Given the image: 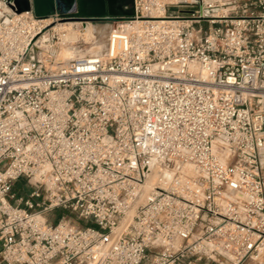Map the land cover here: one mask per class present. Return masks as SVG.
<instances>
[{
  "label": "built area",
  "instance_id": "built-area-1",
  "mask_svg": "<svg viewBox=\"0 0 264 264\" xmlns=\"http://www.w3.org/2000/svg\"><path fill=\"white\" fill-rule=\"evenodd\" d=\"M0 4V264H264V0H132L68 62Z\"/></svg>",
  "mask_w": 264,
  "mask_h": 264
},
{
  "label": "bare ground",
  "instance_id": "bare-ground-1",
  "mask_svg": "<svg viewBox=\"0 0 264 264\" xmlns=\"http://www.w3.org/2000/svg\"><path fill=\"white\" fill-rule=\"evenodd\" d=\"M212 1V0H210ZM3 4H0L2 7ZM66 23V24H63ZM121 31H129L130 27L125 24L118 26ZM112 27L109 24L92 23V22H62L55 26L59 34L60 43L58 46L56 59L59 62H68L82 57L103 56L109 53V33ZM47 40L46 35L41 37ZM83 40L87 43L88 48L81 50L78 47V41ZM46 52H41V59H44ZM223 160H226L223 158ZM155 178L150 179L148 185L154 182Z\"/></svg>",
  "mask_w": 264,
  "mask_h": 264
},
{
  "label": "water",
  "instance_id": "water-1",
  "mask_svg": "<svg viewBox=\"0 0 264 264\" xmlns=\"http://www.w3.org/2000/svg\"><path fill=\"white\" fill-rule=\"evenodd\" d=\"M16 13L32 11L37 17H47L54 13L62 16L75 15L79 20L113 21L132 15V7L115 9L111 3L105 6L103 0H12Z\"/></svg>",
  "mask_w": 264,
  "mask_h": 264
},
{
  "label": "rangeland",
  "instance_id": "rangeland-1",
  "mask_svg": "<svg viewBox=\"0 0 264 264\" xmlns=\"http://www.w3.org/2000/svg\"><path fill=\"white\" fill-rule=\"evenodd\" d=\"M172 12H174V11H171V13ZM69 21H75V22H80V21H76V20H69ZM65 22H68V21H65ZM86 22H88V21H85V23ZM89 22H92V21H89ZM92 23H101V21H95V22H92ZM57 24H61V23H57ZM56 24V25H57ZM63 24H66V23H63ZM102 24V23H101ZM55 25V26H56ZM78 47L81 49V50H83V49H87L88 48V46H87V43L86 42H84L83 40H79L78 41ZM29 190V188H28V185L27 184H25V182L23 181V180H20L19 181V183H16L15 185H14V193L17 195V196H19V195H22V196H25L26 195V193H27V191ZM63 213L64 214H68V212H64V211H62V210H57V211H55V212H51V213H49L48 214V219H51V222L53 223V224H55L57 221H58V219H60V217H62V215H63ZM68 216H69V214H68ZM71 217V216H70ZM80 224H85L84 223V221H81V222H79ZM89 225H91V224H89Z\"/></svg>",
  "mask_w": 264,
  "mask_h": 264
},
{
  "label": "flooded vegetation",
  "instance_id": "flooded-vegetation-1",
  "mask_svg": "<svg viewBox=\"0 0 264 264\" xmlns=\"http://www.w3.org/2000/svg\"><path fill=\"white\" fill-rule=\"evenodd\" d=\"M103 2L105 3L106 8L109 3H111L115 9L132 7V0H103ZM70 18H72V20H79L75 15H71Z\"/></svg>",
  "mask_w": 264,
  "mask_h": 264
},
{
  "label": "crops",
  "instance_id": "crops-1",
  "mask_svg": "<svg viewBox=\"0 0 264 264\" xmlns=\"http://www.w3.org/2000/svg\"><path fill=\"white\" fill-rule=\"evenodd\" d=\"M1 8H2V9H4V10H7V8H6V7H3V6H2V7H0V9H1ZM17 183H19V182H17Z\"/></svg>",
  "mask_w": 264,
  "mask_h": 264
}]
</instances>
